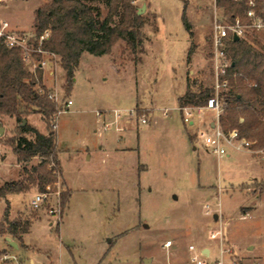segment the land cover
Returning a JSON list of instances; mask_svg holds the SVG:
<instances>
[{
  "label": "rangeland",
  "instance_id": "obj_1",
  "mask_svg": "<svg viewBox=\"0 0 264 264\" xmlns=\"http://www.w3.org/2000/svg\"><path fill=\"white\" fill-rule=\"evenodd\" d=\"M49 1L8 0L2 10L16 29L33 33L34 10ZM90 3L101 17L106 15V0ZM133 4L146 6L136 52L123 40L104 56L84 52L68 95L59 55L57 65L41 56L46 59L41 84L58 92V106L73 101L54 118L61 175L46 189L39 208L30 206L34 194L42 192L36 185L7 196L9 218L30 220L26 239L35 245L23 246L20 255L8 249L18 262L0 258V264H29L32 258L36 264H191L190 245L203 251L208 264H217L221 249L223 264H264V147L247 138L257 140L247 151L230 149L219 157L208 153L196 146L195 127L178 110L191 43L198 54L188 68L193 72L187 73L195 83L191 90L213 86L209 39L214 14L221 9L215 0ZM24 65L36 78L32 62ZM116 114L126 127L104 128ZM211 115L205 111L202 116ZM22 119L47 132L42 113L29 111ZM20 124L14 117L2 118L0 185L21 180L40 160L18 162L5 143L19 134ZM118 134L120 144L136 149L113 154ZM64 191L70 196L62 205ZM204 204L210 205L209 212ZM5 205L0 199V220ZM168 240L171 246L165 248Z\"/></svg>",
  "mask_w": 264,
  "mask_h": 264
},
{
  "label": "trees",
  "instance_id": "obj_2",
  "mask_svg": "<svg viewBox=\"0 0 264 264\" xmlns=\"http://www.w3.org/2000/svg\"><path fill=\"white\" fill-rule=\"evenodd\" d=\"M92 0H50L34 10L35 32L50 30L49 37L42 42L44 49L55 52L60 57L61 68L65 71L66 94L71 91L74 73L83 52L100 56L109 53L119 40L125 41L133 53L136 52L139 29L145 24L138 8L131 0H106L107 13L101 17L99 8ZM216 7L233 18L241 16L243 2L215 0ZM257 9L264 17V0H257ZM184 26L192 32L185 13L181 17ZM193 51V43L187 51V59ZM227 51L231 59L228 68V89L221 93L226 107L220 118L224 131L236 128L239 134L250 139H258L259 147H264V31L257 32L248 40L233 38L227 41ZM36 78L28 71L18 49L0 48V126L5 116L14 117L22 123V116L29 111L42 113L46 121V133L29 124H20L19 134L5 140L16 155L18 162H28L38 156L39 162L26 171L21 180L4 182L0 185V199L6 201L0 220V244L4 237L16 240L24 246L23 234L30 228V220L10 219L9 202L6 197L14 193L26 192L29 184L40 191L56 181L61 175V166L56 148L54 118L58 106L41 84V69H36ZM186 78V90L178 97V106L186 104L202 105L213 93L212 87L191 90L194 85ZM38 85L39 88L35 86ZM40 89V91H38ZM242 118V121L239 119ZM264 190V185L260 191ZM70 191L61 194L64 205ZM0 247V255L3 253Z\"/></svg>",
  "mask_w": 264,
  "mask_h": 264
},
{
  "label": "built area",
  "instance_id": "obj_3",
  "mask_svg": "<svg viewBox=\"0 0 264 264\" xmlns=\"http://www.w3.org/2000/svg\"><path fill=\"white\" fill-rule=\"evenodd\" d=\"M7 1L0 0V48L18 49L24 64H30L32 62L34 70L45 67L46 59H42L41 56L43 55L52 58L54 65H57L58 54L42 47V42L49 37L50 30L44 29L40 34H37L36 32H26L13 27L9 20L2 15L1 11ZM134 1L131 0L132 3ZM233 1L244 3V9L242 11L244 19L239 15L229 18L222 10L220 14L215 13L213 18L209 39L211 43L210 59L214 79L212 86L213 93L206 98L202 105L186 104L178 106L183 121L195 127L194 136L196 146L218 157L228 155L230 149L249 150L250 146L257 142V140L252 141L240 135L236 128L224 131L220 124V118L224 114L226 107V101H224L221 93L228 89V68L231 63L227 51V41L233 38V36H237L238 39L248 40L255 33L264 31V17L257 9V0ZM50 73L52 74L53 72L51 71ZM48 96L55 103H59L60 100L57 91H49ZM71 104V99H66L61 102L57 115L68 110ZM205 111H210L212 115L210 117L202 116ZM199 117L201 118L200 121ZM140 122L146 123L147 119L140 117ZM46 192L43 191L34 194L30 200V206L34 209L39 208L46 198ZM203 208L206 212L210 211L209 204H204ZM50 213H53V209H50ZM216 235H218V232L212 233V237ZM170 246V240L164 243L165 248H169ZM188 249L191 251L189 258L191 264H208L202 250L195 248L193 245H190ZM222 255L223 250L221 249L220 260L217 261V264H223ZM0 258L2 260L15 259L13 255L7 253H2Z\"/></svg>",
  "mask_w": 264,
  "mask_h": 264
},
{
  "label": "crops",
  "instance_id": "obj_4",
  "mask_svg": "<svg viewBox=\"0 0 264 264\" xmlns=\"http://www.w3.org/2000/svg\"><path fill=\"white\" fill-rule=\"evenodd\" d=\"M5 7V5L2 7V9ZM40 7V6H39ZM2 11V15L4 16V14H3V10H1ZM4 17H6V15L4 16ZM7 18V17H6ZM34 18V17H33ZM8 19V18H7ZM9 20V19H8ZM9 22H10V20H9ZM11 23V22H10ZM11 25H12V23H11ZM13 26V25H12ZM14 27V26H13ZM191 39L193 40V35H192V37H191ZM189 48V47H188ZM187 51H188V49H187ZM84 53V52H83ZM83 53L81 54V57H82V55H83ZM88 53V52H87ZM93 55V54H92ZM96 56V55H95ZM100 56H104V54L103 55H100ZM197 56H198V54L195 52V48H194V50L191 52V54L189 55V57H188V59H187V54H186V64H187V72H186V78H187V73L189 72V73H192L193 72V69L192 68H190V70H188V68L192 65V61L194 60V61H196L197 60ZM80 57V58H81ZM80 62V61H79ZM79 66V65H78ZM78 68V67H77ZM185 90H186V87H185ZM183 94V93H182ZM72 103H73V101H72ZM115 110V112H117L118 113V109H114ZM120 121H121V119H119L118 118V116L116 117H113L112 118V120H109L107 123H105V125H104V128L105 127H107L108 125H109V127L110 126H114L115 125V130L116 131H120V128H125L126 127V125L124 126V125H120ZM126 121H124V123H125ZM121 124H123V123H121ZM121 138H122V135H120V134H118L117 135V137H116V142L117 143H119V141L121 140ZM100 147H102V145L100 146ZM57 148H58V146H57ZM112 148H113V150H112V153L113 154H115V155H119V154H125V153H127L128 151H130V150H134V149H136V148H134V147H129V146H125V145H123V144H115L114 146H112ZM58 151H59V148H58ZM247 151V150H246ZM58 155V154H57ZM228 156V155H227ZM91 157V155L90 154H87V156H86V158L88 159V158H90ZM58 159H59V157H58ZM59 162H60V160H59ZM137 163H138V161H137ZM60 166H61V164H60ZM120 169V168H119ZM63 179H64V177H63ZM65 180V179H64ZM65 183H66V185H67V187L69 188V186H68V184H67V182H66V180H65ZM4 200V199H3ZM6 200H8L7 199V197H6ZM5 201V200H4ZM4 210V209H3ZM9 215H10V210H9ZM10 219H13V218H10ZM29 232V231H28ZM28 232L27 233H25V234H23V236H22V241H23V245L24 246H29L30 244H32V245H35V243H32V242H30V241H28L27 239H26V236H27V234H28ZM9 237V236H8ZM5 238V237H4ZM11 238V237H10ZM11 240H14V239H12L11 238ZM16 243H17V248H13V247H11V246H9V244H8V242H6L5 241V239H4V241L2 240L1 241V244H0V247L4 250L3 251V253H7V254H10L9 252H8V249H10L11 251H13L14 253H15V255L17 254V255H20V253L23 251V246H19V244H18V242L16 241V240H14ZM28 252L30 253H33V251L30 249V251L28 250ZM28 252H26L25 251V253H28ZM207 253L209 254L210 253V250H207ZM10 255H13L14 257H15V259L14 260H16L17 261V257L14 255V254H10ZM10 261H13L12 259H10ZM14 262V261H13ZM18 262V261H17ZM36 259L35 258H32V259H30V261H29V264H36Z\"/></svg>",
  "mask_w": 264,
  "mask_h": 264
},
{
  "label": "water",
  "instance_id": "obj_5",
  "mask_svg": "<svg viewBox=\"0 0 264 264\" xmlns=\"http://www.w3.org/2000/svg\"><path fill=\"white\" fill-rule=\"evenodd\" d=\"M145 8H146V6H145V4H143L140 8H138L137 14L140 15L145 10ZM233 39L237 40L238 37L237 36H233ZM22 123L23 124L25 123L24 119L22 120ZM1 132H2V128L0 127V134H1ZM214 218H216V215L214 216ZM4 239H5L6 242H8L9 246H11L13 248H17L18 247L17 243L14 240H11L10 237L6 236Z\"/></svg>",
  "mask_w": 264,
  "mask_h": 264
}]
</instances>
